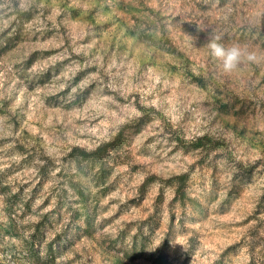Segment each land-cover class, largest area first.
I'll use <instances>...</instances> for the list:
<instances>
[{"label": "rangeland", "instance_id": "1", "mask_svg": "<svg viewBox=\"0 0 264 264\" xmlns=\"http://www.w3.org/2000/svg\"><path fill=\"white\" fill-rule=\"evenodd\" d=\"M19 2L0 0V264H264V0ZM213 30L256 62L224 74ZM100 147L98 180L78 172Z\"/></svg>", "mask_w": 264, "mask_h": 264}, {"label": "clouds", "instance_id": "2", "mask_svg": "<svg viewBox=\"0 0 264 264\" xmlns=\"http://www.w3.org/2000/svg\"><path fill=\"white\" fill-rule=\"evenodd\" d=\"M30 6L29 0H20L19 8L26 11ZM7 26V22H4ZM223 34L212 31L209 42L204 46L209 50V55L217 62L222 72L226 75L237 72L241 65L254 63L257 60V54L250 50L246 44L238 42L225 44Z\"/></svg>", "mask_w": 264, "mask_h": 264}, {"label": "trees", "instance_id": "3", "mask_svg": "<svg viewBox=\"0 0 264 264\" xmlns=\"http://www.w3.org/2000/svg\"><path fill=\"white\" fill-rule=\"evenodd\" d=\"M104 148L100 147L93 152H87L82 149H75L74 155L76 157L75 162L78 164V172L84 173L85 176L90 177L93 174V178L98 180V172H95V169L98 165L103 163ZM103 165V164H101Z\"/></svg>", "mask_w": 264, "mask_h": 264}]
</instances>
